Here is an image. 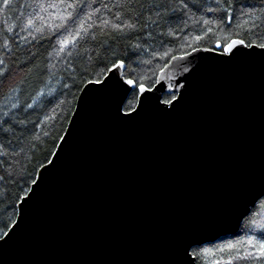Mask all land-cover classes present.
Here are the masks:
<instances>
[{
	"label": "water",
	"instance_id": "obj_1",
	"mask_svg": "<svg viewBox=\"0 0 264 264\" xmlns=\"http://www.w3.org/2000/svg\"><path fill=\"white\" fill-rule=\"evenodd\" d=\"M222 52L171 57L151 91L137 88L132 120L123 105L95 103L99 86L86 82L69 143L59 139L53 172L37 170L45 184L0 264H180L182 246L237 232L264 191V55ZM169 92L175 110L155 111L152 98ZM26 207L19 200L17 224Z\"/></svg>",
	"mask_w": 264,
	"mask_h": 264
},
{
	"label": "trees",
	"instance_id": "obj_2",
	"mask_svg": "<svg viewBox=\"0 0 264 264\" xmlns=\"http://www.w3.org/2000/svg\"><path fill=\"white\" fill-rule=\"evenodd\" d=\"M232 39L264 42L260 0H0V228L15 220L17 197L49 161L81 88L103 70L97 60L125 58L126 77L152 87L171 57L223 51L217 44ZM261 225L264 196L237 232L193 246L194 264H264L243 258L254 252L248 240L264 239Z\"/></svg>",
	"mask_w": 264,
	"mask_h": 264
},
{
	"label": "snow or ice",
	"instance_id": "obj_3",
	"mask_svg": "<svg viewBox=\"0 0 264 264\" xmlns=\"http://www.w3.org/2000/svg\"><path fill=\"white\" fill-rule=\"evenodd\" d=\"M219 3V0H217ZM10 4V0H3V6L8 7ZM260 6L264 7V0H260ZM68 7H72V4H68ZM211 11V9H209ZM104 23H107L105 21ZM197 39H200V37H197ZM69 41L65 40L63 44H67ZM223 47V52L221 55H228L229 59L231 60V57L236 56L237 53L241 57H247L252 58L256 57L257 55H264V42L258 43V44H251L248 43L245 45L244 39H232L230 42H228L225 45L217 44V47ZM237 46H246L250 49H253L251 52H240L239 48ZM7 47V45H5ZM234 48L236 51H234ZM259 48L262 51L257 53L255 52V49ZM63 50V45L62 49ZM172 59H177V57H173ZM179 59H183L180 57ZM97 65L102 66L103 70L97 75V78L94 80H89L88 83L93 85H98L99 87L93 89L92 96L95 97V103H114L117 107V112L120 111V106L124 105L127 109H130V111H125L124 115L120 117V119L127 118L128 120H132L133 117L131 115V112H136V116L139 117L141 115L140 112H137L135 108L132 107V102L137 99L135 93L138 88L140 93H144L146 91H151V87L146 86L144 83H138L136 79L134 78H126L128 75L127 73L120 74L121 69L125 68V58H121L119 62L113 60L111 61V67H108L106 64H104L103 61L97 60ZM167 67V65H165ZM163 71V69H161ZM111 73L109 76L108 74ZM127 85L128 87H125ZM89 93L87 90H85V97H88ZM181 99H183V95L181 96ZM176 100L177 98L175 96H172L171 99H163L160 100L157 98H152L151 105L153 109L159 113H170L171 110H175L176 108ZM89 104L88 100H85L84 104L82 105V109H87ZM161 105H171L172 109H166L161 107ZM31 107V105H29ZM71 135V132L69 133ZM60 139L65 140V143H69L64 137H60ZM55 155V154H54ZM47 159V157H45ZM59 155L56 156V160H59ZM48 164H50L52 167L49 169L45 164H41L40 167L44 169L45 173H51L57 168L56 161H48ZM31 177V174H29ZM3 178V177H0ZM31 184L35 185L34 188H30L27 191L24 189H21V191L24 192L23 196H18V200H22L24 204L27 206L24 209V215L21 217V223L17 224L16 221H11L8 224H4L2 228H0V249H2L4 246L8 245L11 241H13L23 230V221L25 216L27 215L28 209H30L33 205V202L36 200V198L41 193V190L45 184V179L42 178L39 182L36 179H31ZM261 196H264V191L260 193ZM12 232H9L7 228L12 227ZM262 229H264V225L260 226ZM11 233V235H10ZM7 238V239H5ZM247 245L254 249V252L245 251L243 258H250L255 256L257 260H264V239L261 240H248ZM229 247H232L231 245ZM191 249V250H190ZM198 259V255L195 254V248L189 244L187 246H182L181 250V259L180 264H193L195 260ZM225 264H231L230 261L225 262Z\"/></svg>",
	"mask_w": 264,
	"mask_h": 264
}]
</instances>
